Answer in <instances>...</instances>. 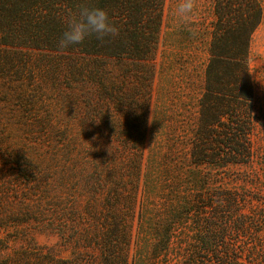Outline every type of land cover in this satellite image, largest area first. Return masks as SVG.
<instances>
[{
    "label": "rangeland",
    "instance_id": "obj_1",
    "mask_svg": "<svg viewBox=\"0 0 264 264\" xmlns=\"http://www.w3.org/2000/svg\"><path fill=\"white\" fill-rule=\"evenodd\" d=\"M213 2L194 0L192 16L182 22L180 0H164L153 60L148 65L108 61L105 83L115 99L107 102L98 59L57 50L65 28L61 5L35 9L21 23L26 27L14 32L0 28V259L20 254L28 264H77L80 259L102 264L104 242L85 249L78 239L86 208L104 212L115 179L121 181L129 172L134 156L125 146L129 136L137 138L129 128L142 127L144 118L132 103L136 95L150 98L144 160L150 153L160 182L180 180L191 188V123L203 94ZM260 2L263 21L253 35L250 62L258 157L251 167H228L218 179L264 198V0ZM128 30L130 36H143L145 19L135 26L129 17Z\"/></svg>",
    "mask_w": 264,
    "mask_h": 264
},
{
    "label": "trees",
    "instance_id": "obj_2",
    "mask_svg": "<svg viewBox=\"0 0 264 264\" xmlns=\"http://www.w3.org/2000/svg\"><path fill=\"white\" fill-rule=\"evenodd\" d=\"M84 4L105 8L118 28L114 37H89L67 49L98 59L101 93L107 102L115 99L105 83L108 61L148 65L153 60L164 0H0V28L13 32L24 28L26 15L46 5L62 6L66 26L69 16ZM213 8L203 94L191 123V188L177 179L160 182L151 154L144 160L150 98L136 95L132 103L139 105L144 118L142 127L129 128L137 135L136 140L129 136L125 146L134 156L129 172L121 181L115 179L104 212L86 208V223L78 239L85 249L104 242L102 264H264V209L253 204L264 206V198L229 188L218 179L230 166L251 167L258 155L253 141L255 90L250 62L263 7L260 0H214ZM129 17L135 26L145 19V36L139 32L130 36ZM40 43H48L47 38ZM23 258L20 254L3 257L0 264H28Z\"/></svg>",
    "mask_w": 264,
    "mask_h": 264
},
{
    "label": "clouds",
    "instance_id": "obj_3",
    "mask_svg": "<svg viewBox=\"0 0 264 264\" xmlns=\"http://www.w3.org/2000/svg\"><path fill=\"white\" fill-rule=\"evenodd\" d=\"M194 11V0H180L177 15L182 22H187ZM118 28L110 19L109 12L100 6L82 5L74 15H70L66 26L56 42L57 50L80 46L89 37L98 40L114 37Z\"/></svg>",
    "mask_w": 264,
    "mask_h": 264
}]
</instances>
